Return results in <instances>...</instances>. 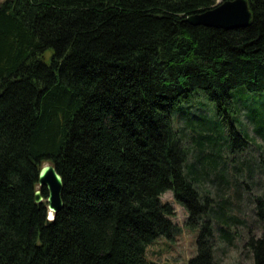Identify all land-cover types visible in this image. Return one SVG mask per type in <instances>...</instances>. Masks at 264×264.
Here are the masks:
<instances>
[{
    "label": "trees",
    "instance_id": "obj_1",
    "mask_svg": "<svg viewBox=\"0 0 264 264\" xmlns=\"http://www.w3.org/2000/svg\"><path fill=\"white\" fill-rule=\"evenodd\" d=\"M217 1L0 2V264H163L147 248L179 232L166 191L200 227L188 264H213L215 237L246 220L206 183L233 186L256 137L264 153V105L250 97L264 91V0H247L246 27L186 20ZM196 89L208 104L172 114ZM243 108L253 135L238 127ZM45 162L62 177L52 219L35 201ZM255 201L263 220L264 193ZM250 233L264 264V227Z\"/></svg>",
    "mask_w": 264,
    "mask_h": 264
},
{
    "label": "rangeland",
    "instance_id": "obj_2",
    "mask_svg": "<svg viewBox=\"0 0 264 264\" xmlns=\"http://www.w3.org/2000/svg\"><path fill=\"white\" fill-rule=\"evenodd\" d=\"M2 1L4 0H0V2ZM233 92L235 96L241 94L236 91ZM195 94H200L201 98L195 101L192 100L194 103L191 99L188 102H182L178 108L173 110L172 114H175V112L181 115L190 114L193 113L195 105L198 104L202 107L208 104L200 89L193 91L192 96L196 97ZM250 97L253 99L254 106L261 107L264 105V91L259 94H251ZM208 108L211 112L209 105ZM245 111L246 109L243 108L235 114L237 120L241 123L238 127L242 126L249 135H253V124L246 118ZM210 112L204 110L203 113L213 114ZM228 115L233 116L232 113ZM225 116L221 115L217 120L226 125L228 117ZM182 122V120H177L179 125H182ZM260 144H262L261 138L256 137L254 143L248 144L236 154L239 155L236 159L237 161L235 160L239 170H237L238 175L235 181L232 180L230 182L233 186H224L223 192H217L214 184L206 183L210 191L209 196L212 199H219V195L228 197L229 202L225 206L232 208L242 219L246 220L245 225L229 222L231 227L229 231L233 234L231 241H224L216 235L213 264H253L251 252L244 246V242L251 235L250 231L253 235H258L264 227V219L261 220L259 218L260 221L258 220L255 208V198L264 193V153ZM230 156H232V153ZM248 169L251 170V175H248ZM231 187L237 190V195H232ZM161 200L169 202L174 207L173 221L178 225L179 232L172 239L158 238L153 244L148 246L147 256L163 264H188L189 259L197 253L196 237L200 227H193L185 222L188 216L187 210L176 202L171 191L164 192L161 195ZM209 203L211 205L215 204L214 200H210Z\"/></svg>",
    "mask_w": 264,
    "mask_h": 264
},
{
    "label": "water",
    "instance_id": "obj_3",
    "mask_svg": "<svg viewBox=\"0 0 264 264\" xmlns=\"http://www.w3.org/2000/svg\"><path fill=\"white\" fill-rule=\"evenodd\" d=\"M251 17L252 13L247 0H218L213 7L192 13L186 17V20L194 25L200 24L228 30L248 26ZM42 187L47 189L46 198L41 193ZM61 190V175L52 163H43L39 170L35 201L47 202L48 219H52L62 206Z\"/></svg>",
    "mask_w": 264,
    "mask_h": 264
}]
</instances>
